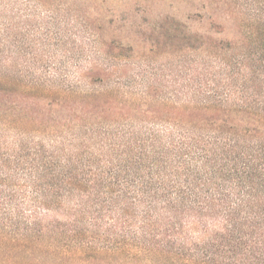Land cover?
Here are the masks:
<instances>
[{"label":"trees","instance_id":"1","mask_svg":"<svg viewBox=\"0 0 264 264\" xmlns=\"http://www.w3.org/2000/svg\"><path fill=\"white\" fill-rule=\"evenodd\" d=\"M203 1L152 33L172 90L97 12L0 0V264H264V0Z\"/></svg>","mask_w":264,"mask_h":264},{"label":"rangeland","instance_id":"2","mask_svg":"<svg viewBox=\"0 0 264 264\" xmlns=\"http://www.w3.org/2000/svg\"><path fill=\"white\" fill-rule=\"evenodd\" d=\"M68 3L79 11V16L87 12L99 14V21H93V25L98 28L100 48L110 41L132 46L135 56L146 55L148 64L160 73L161 82L171 85L172 90H180V47L152 34L161 20H182L194 30L204 31L210 21L228 18L225 11H216L203 0H68ZM189 15L193 20L187 19ZM235 21L228 20V25L232 27ZM63 33L69 43V30L64 27ZM80 34L84 36L85 32ZM143 61L144 58H137L132 64Z\"/></svg>","mask_w":264,"mask_h":264}]
</instances>
